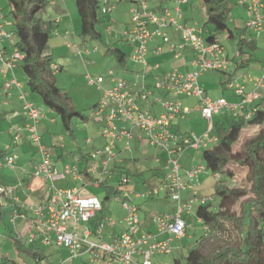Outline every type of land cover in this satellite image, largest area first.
Wrapping results in <instances>:
<instances>
[{"label": "built area", "instance_id": "1", "mask_svg": "<svg viewBox=\"0 0 264 264\" xmlns=\"http://www.w3.org/2000/svg\"><path fill=\"white\" fill-rule=\"evenodd\" d=\"M188 0H178V5L171 9L164 6L160 11L149 10L147 3L143 1L141 7L131 8L132 26L125 30L122 35L133 46L131 59L138 64L148 65L147 54L149 44L154 38L159 37L163 44H170V50L180 55L185 48L191 47L194 51L192 61L193 70L183 73L174 68L155 77L152 86L143 85L139 93L131 90V85L122 78H118L113 70L108 72V76L113 81V85L102 90V95L98 104L94 108L93 117L100 124L99 134L103 138L113 140L126 139L125 149L131 150V140L134 129H139L142 137L152 146H158L167 152L165 163V177L160 187L149 190L143 194L128 190L114 196L121 202L125 209V216L121 223L124 230L114 242L101 240L94 242L91 236L96 235L103 238V228L105 224L111 227L118 225V221L113 217L103 216L97 228H83V225L103 211L102 200L94 196L85 197L81 194V187L56 186L60 179H71L72 181H83L84 176L76 163L66 164L62 169L58 168L49 148L44 145L39 130V123L46 117V108L30 101L29 92L24 90V83L16 77L5 80V90L11 93L15 88L19 90V98L22 104L23 114L26 123L22 126H15L10 129L14 140H18L22 131L28 133L29 139L38 147L39 161L29 174L31 179H41L49 184L51 196L44 203L31 207L32 217L23 212L19 206L12 208L11 219L16 225L19 219H26L32 229L45 232L42 242L44 244H55L57 247H65L77 251L79 257L87 255L89 257L85 264H154L152 256L158 253H171L173 243L176 239H181L186 235L191 224L184 216L192 214L193 207L197 204H207L213 200L211 196L200 194V175L208 170L205 163L192 166L183 170L180 159L182 152L187 149L202 151L210 148L218 142L216 133V116L231 109H245L247 105L253 106L264 95V62L262 66L263 74L255 77L251 72L238 74L232 77L227 85L233 93L243 96L241 104H230L224 98H212L200 82V76L208 71H228L232 65L231 59L225 53V47L219 42H209L202 31L196 25L186 24L181 21L182 3ZM239 4L245 6L247 20L245 27L253 29L258 33H264V1L263 0H238ZM101 11L109 15L114 5L110 0L101 1ZM7 18L0 7V73L7 75L9 70L13 71L18 63L23 59L22 52L15 46L14 33L6 30ZM173 27L181 31V41L172 43L165 28ZM107 31L113 34V27L108 24ZM65 45L77 50L78 55L84 58L85 54L98 52L99 46H87L81 49L77 43L71 41L70 31L63 32ZM10 42L13 49L10 54L2 48V44ZM161 47H158V51ZM55 67V66H54ZM57 68V67H55ZM90 84H98L102 89L104 76L97 79L91 75ZM248 84L253 88L247 90ZM155 90L165 94L168 99L163 103L164 110L159 115H154L145 110L139 101L150 102L161 101L162 98L154 96ZM184 97H196L199 100V109L202 117L206 120L207 128L202 133L194 131L185 134L173 132L170 124L175 118L189 113V109L184 107ZM252 115V110L247 111L246 117ZM103 156V171L108 172L110 162L117 157L115 145L108 144L103 149L92 154L93 158ZM18 155L14 152L7 153L3 160H0V167H14ZM91 173L98 172L96 163L90 165ZM215 178L220 177L219 173L214 174ZM122 182H130L129 176H123ZM163 188L177 203V209L173 213H154L151 215L153 223L157 226L159 234L168 233L170 236L165 240H158V234L151 232L140 233L141 219L140 206L136 202L142 197L156 196ZM15 190L4 191L5 195L13 196ZM188 192V197L184 198L183 193ZM16 202L19 201L14 196ZM195 222L203 225L201 218ZM204 232L208 234L210 227L203 226ZM32 231L30 240L34 242L38 238V233ZM51 235L54 238L50 237ZM72 257L71 259L73 260ZM61 264H66L63 261Z\"/></svg>", "mask_w": 264, "mask_h": 264}, {"label": "trees", "instance_id": "2", "mask_svg": "<svg viewBox=\"0 0 264 264\" xmlns=\"http://www.w3.org/2000/svg\"><path fill=\"white\" fill-rule=\"evenodd\" d=\"M101 1L76 0L80 36L106 45V53L122 62L126 55L124 51L107 44L99 29L110 21L101 11ZM7 3L10 11L6 18L13 25L12 32L17 39L15 46L23 54L20 67L28 92L36 93L43 106L53 111L65 130L73 134V120L76 117L88 120L89 117L78 110L69 93L57 85L55 76L61 67H54L52 53L48 51L53 22L49 21L48 25L42 17L48 1L7 0ZM202 3L206 8V21L201 31L206 40L222 43L217 38L221 32L236 38L229 26L233 10L230 0H202ZM158 7L161 10L162 3ZM237 38L238 55L231 60L235 71L229 74V80L240 69L252 64L257 49L254 38L242 37L241 30ZM249 109L252 110L249 118L246 117L247 110L238 112L228 125L216 123L218 142L201 151L202 160L213 170V175H220L216 179L215 192L210 195L213 200L205 205L198 204L195 210L196 217L203 221L202 227L208 225L210 232L204 233L203 240L171 264H264V95ZM248 128L257 130L241 141ZM239 171H244L245 175L236 185L234 181ZM105 189L103 203L122 193L114 186H105ZM15 243L23 244L20 240ZM33 256L46 257L39 251L33 252Z\"/></svg>", "mask_w": 264, "mask_h": 264}, {"label": "crops", "instance_id": "3", "mask_svg": "<svg viewBox=\"0 0 264 264\" xmlns=\"http://www.w3.org/2000/svg\"><path fill=\"white\" fill-rule=\"evenodd\" d=\"M156 1L157 3H155V5L153 6L150 5L147 1H144V2L147 3L149 10H156V11L160 10L158 7L160 3H162V7L168 6L171 9H174L178 5V0H163L162 2L160 0H156ZM199 1H202V0H199ZM59 3H60L59 4L60 6L58 8V13L52 16L53 19L50 20L53 22L52 29L54 30V34L56 36H59V39L63 38V42L65 44L63 32L70 31L71 39H74V41L77 42L80 39L79 38L80 37V19L77 18L78 12H76L77 13L76 15L75 11H73L71 0H59ZM190 3H191V0H188V2L185 4L182 3L181 21L186 24L196 25L199 30H202L203 26H201L200 23H197L194 20L196 11H195L194 5ZM172 4H176V5L172 7ZM0 7H1V0H0ZM1 9L3 8L1 7ZM164 31L168 34L172 43H179L181 41V35H182L181 31H177L173 27L165 28ZM260 35H264V33H260L259 36ZM117 40L119 39H116L115 42L113 41L111 43L112 47H120L126 55L122 62L118 61L121 71H119V73L115 72L114 70L113 71L115 72L118 78L124 79L131 85V90L134 93L141 92V90L143 89V85L147 87L152 86L155 82V77L159 74H163L174 68L179 69L183 73L185 72L188 73L192 71L194 68L192 65V61L195 55L191 47L185 48V50L180 55L176 56V53L170 50V44H163L162 40L159 37H156L149 44V51L146 56L148 59V65L144 66L142 64L135 63L130 58L133 52V46L129 44L126 39H122L121 41H125L127 43L125 45L129 46L128 47L130 50L129 53L123 49L122 45L119 46V43L116 42ZM254 40L257 43V48H258L259 47L258 41L257 39H254ZM14 43H16L15 39H14ZM83 43H84L85 48L87 46H90L88 44L87 39H84ZM158 47H161L160 51H158ZM2 48L6 51V53L10 54L13 49V44H11L10 42H5L2 44ZM226 51L225 53L231 60L233 59V57H236L238 55L237 49H236V56H233V57H230L228 52ZM50 53H52L53 55L54 51ZM92 53H96V52H92ZM92 53H89V54H92ZM103 55L105 57L110 54L104 53ZM257 61H258L257 64L253 65L252 63L250 66H254V68L261 70L263 66V62H264V57L262 59H258ZM54 66L57 68L60 67L56 63H54ZM231 66L235 68L234 64H232ZM19 67H20V63H18V66L16 67L15 70L13 71L9 70L6 76L0 73V160H1V157L6 155L7 153L14 152L18 155V159L15 164V167L13 168V170H10L7 172L5 171V177L10 176V179H12L11 182L18 184L19 186L18 190L19 191L21 190L22 195L25 197L24 199L23 196H19L16 194V198H18L19 201L16 202V200H14L15 201V205L13 204L14 207L19 206V208L24 213L26 212L27 215L32 217L33 214L31 212V207L33 205H37V204L44 203L45 201H47L49 197L51 196V191L49 188V184L47 182L41 179H37V178L31 179L29 177V174L33 171L34 166L39 161L40 156H39L35 143H33L29 139L28 133L26 131H22L20 138L18 140H14L13 136L9 132L12 127L19 126V125L22 126L26 123V118L22 110V104H21L22 102L19 98V90L15 88L11 93L7 94L5 90V86H4L5 80L7 78H13V77H16L18 80L24 83V80H23L24 73L23 71L19 70ZM238 74H241V72L238 71L237 73H235V76ZM229 77L227 78V83H228ZM221 81L223 82V80ZM103 84L105 85L103 86ZM103 84H101L102 89L100 88L101 94L98 100H100L101 98L102 90L104 88H108L109 86L111 87L113 85V81L111 80L109 76L107 77L105 76ZM252 88H253L252 84H248L246 87L248 91L251 90ZM24 90H27V88L25 87V84H24ZM154 94H155L154 96H157L158 98H162V100L161 101L153 100L150 102L139 101V104L145 110L150 111L152 114L159 115V113H162V111L164 110L163 103L168 99V97H166L165 94L161 93L158 90H155ZM209 95L214 99L224 98V97L226 98V96L224 95H219L218 97L217 96L213 97L210 93ZM233 95H234L232 99L233 104H241L243 102V96L236 95L235 93H233ZM28 98L30 101L35 103V99L30 97V93H29ZM191 98L195 99L193 103L186 102L185 99L183 98V105L184 107L189 109L188 110L189 113H187L184 116H179L175 118L174 121L171 122L170 128L173 132H176L178 134H185V133L194 131L200 134L203 131H205V129L207 128V124H206L207 122L202 117L201 111L199 109L198 98L188 97V99H191ZM226 99L229 101L228 98ZM98 100H96V103L94 104L93 108H95V106L98 104L99 102ZM250 107L251 105H247L246 108L242 110L241 109L234 110L230 108V111H232L233 113L232 117H234L238 112L249 110ZM93 112H94V109H93ZM219 115H217L215 118L218 126L228 125V122H226L225 119L224 120L221 119ZM57 118H58L57 116L55 115L53 116L52 114L48 116L46 115V117L43 120H41V122L39 123L38 131H40L41 136H43L42 141L44 145L46 146H52V147L57 146L54 150L55 155H52L53 156L52 158H54L58 168L62 169L66 164L76 163L79 166L80 171H82L84 179L83 181H79V182L78 181L74 182L71 179H60L56 182L57 184L56 186L72 187V186L78 185L81 187V194L83 196L85 197L94 196L96 198L99 197L96 192L99 191L100 187L105 188V186H114L122 190V193L128 190H134L135 192H138L141 194L161 186L163 182L162 180H164V177H165V167H164L165 164L163 166V169L160 170L159 172H156L157 170L153 171L151 178L149 180L148 179L144 180L145 185H142L140 182H138V180H135L134 176L136 172L139 170L142 171V169L144 168L143 163L140 161L141 158H145L146 161L152 162L153 160L157 159L159 155L155 149L160 148L158 146H152L148 144L147 141L142 137V133L139 129L133 130L134 136H133V139L131 140V150H126L125 144L127 140L125 138L119 139V140H113L111 138H103L99 134L100 124L96 122L94 117L93 119L89 117L90 119L93 120V127L90 128L87 125H84V127L82 128L84 129V131L88 130L89 133L92 134L89 138H87V143H89L88 146H91V147L89 148L80 147V145L77 143V132L75 130L73 132V137H74V140L76 141H73L72 146L69 147L68 144L66 143L59 144L56 139L57 137L53 136V133L49 131L52 129L57 130V124H58ZM74 120H73V126H75ZM95 132L97 136L95 135ZM60 140L64 141V138L61 137ZM112 143L115 145V151L117 153V157L110 162L108 169H107L108 172L102 175L100 173L103 171V164H102L103 156H98L96 158H93L92 154L95 151L101 150L106 145L112 144ZM133 144L137 147V150H135L132 156L134 161H130L132 157L130 156L128 157L126 155V152L133 151L132 150ZM193 150L196 152V156L197 154L199 155L201 154V151H198L195 149ZM185 157L186 156H185V151H184L182 152L181 159H180L183 170L189 169V167L191 168L192 166H195L198 164H202L201 161L197 162L198 157L190 158L189 156L188 159H186ZM93 162L96 163L98 166L97 173H93V172L91 173L90 165ZM140 173H143V171ZM123 176H129L131 181L128 183L122 182L121 180ZM201 176L202 175H200L199 185L197 186V189L199 190L201 195L208 196L210 194L207 191V186H206V193L202 192L203 183H202ZM141 179H144V178L142 177ZM91 187H95L94 190H92ZM141 187L145 189V190L143 189L144 191L142 192L138 191V189ZM161 191L162 192L166 191V189L165 188H163V190L161 189L157 195H159ZM167 194L168 193L166 191V194L164 195L168 197L169 195ZM183 194H185L184 198L188 197V192H184ZM14 196L15 195L11 197H14ZM11 197H9V199H11ZM153 197L155 196L142 197L136 200V202L140 206V209H139L140 219H141V212H142L141 203ZM103 204H104L103 211H100L97 214V216L93 218L92 220L101 221L103 216H109L108 213L106 212L107 202ZM194 207H193L192 214L187 215L184 213V216L188 219V222L191 224V227H190L191 229L188 230L189 232L186 233V235H184L183 238L178 240L180 241V244L177 242V244L175 243L174 247H180V248L185 247L183 244V241L187 237L191 241L192 239H195V236L191 235V232L194 229L196 231L202 232L203 234L205 233L202 227V224L195 222L196 214H195ZM12 208H13L12 205L10 207H5L4 216L6 215L11 216ZM176 209H177V203H176L175 210ZM175 210H173L171 213L175 212ZM1 214L3 215L2 211H1ZM124 216H125V213H124ZM122 219L118 221V225L114 227L109 226L107 233L105 232L103 233V238L100 239V241L104 240L107 242H114L116 238H118V236H120V234L124 230V225L123 223H121ZM145 219L146 220L141 219L140 233H144L148 231L153 234H158L157 236L158 240H165L169 238L170 235L168 233L159 234L157 226L153 223L151 219V215L145 216ZM18 221L19 223L15 225L16 232H14L15 235L18 237V240L21 241V238H20L21 234L28 236L31 234L32 231L37 232V230L31 228V226L29 225L26 219H19ZM22 226L25 227L24 233L20 232V228ZM37 235H38V238L34 242H32L29 237L31 248H28L27 244L24 245L25 246L24 248L26 249L25 252L29 255H33V252H37V251L43 252L44 250L42 248L53 244V243L44 244V242H42L45 236L48 235L42 230H40ZM50 237L54 238L53 235H51ZM39 259H41V257L35 258L36 264H38ZM2 262H4V264H7V262L4 260H2ZM11 262L12 264H18L16 261H11Z\"/></svg>", "mask_w": 264, "mask_h": 264}, {"label": "rangeland", "instance_id": "4", "mask_svg": "<svg viewBox=\"0 0 264 264\" xmlns=\"http://www.w3.org/2000/svg\"><path fill=\"white\" fill-rule=\"evenodd\" d=\"M48 5L45 11L42 13L43 19L47 22L49 25V21L52 18V16L56 15L58 13L59 8V0H47ZM111 3L114 5L113 11L108 15L109 16V24L113 27V34L110 35L107 31L106 24L103 26H100L99 29L103 33L104 38L107 42V44H111L113 41L119 43V46L122 45L123 49L129 53V46L125 45L127 44L125 41H121L122 39H125L122 35V33L129 29L132 26V14H131V8L137 6L141 7L143 1H147L150 5H155L157 3L156 0H110ZM73 11H75V14L77 15V8H76V0H71ZM233 6L232 13L230 15V27L233 30V32L236 35V38L229 37L227 32H221L217 34V38L220 42H222L226 47V52H228L230 57L236 56V44L238 41V32L241 30L242 37H248V38H254L257 39L259 47L254 51L253 53V59L252 62L253 65L257 64L258 59H262L264 57V35H260V33L254 31L253 29L246 28L245 27V21L247 20V14L245 10V6H242L239 4L238 0H230ZM194 5L195 8V17L194 20L197 23H200L201 26H204V23L206 21V8L203 5L202 1L199 0H191V3ZM176 4H172V7H174ZM1 7L3 8V12L6 16L9 14V7L7 0H1ZM79 19V15H77ZM194 21V22H195ZM79 22V20H78ZM79 25V24H78ZM13 25L10 21V19L7 17V24H6V30L9 32H12ZM80 39L76 42L74 39H71L73 43H77L80 45L81 49H85L83 40V37H79ZM15 39V38H14ZM17 41V39H15ZM88 44L90 46H99V51L92 54H85L84 58H82L80 55H78L77 50L73 47H67L64 42L63 38L59 39V36H56L54 34V30L52 29L51 34V40L48 47V51L53 52V62L59 65L62 69L59 70L56 73V81L57 85L62 88V90H65L69 93V95L72 98V102L75 105V107L82 111L85 115L88 117H91L93 119V107L96 103V100H98L101 89L99 88L98 84H90L89 77L87 75H91L93 78L97 79L99 76H108L109 70H114L115 72L121 71L120 66L118 64V61L116 58H114L112 55H107L104 57V53L107 51V47L104 44H100L96 41L87 39ZM19 70L23 71L21 67H19ZM234 67L231 66L226 73L220 72V71H208L203 73L200 76V82L204 86V88L209 92L213 97L224 95L226 98L229 99V103L233 104V92L231 89L227 87V78L229 77L228 74H232L234 72ZM242 73L251 72L253 76L260 77L263 74V70H259L257 68H254V66H249L247 68H242L239 70ZM25 87L27 89L28 85L26 83L25 75L23 77ZM223 80V82L221 81ZM105 84H103L104 86ZM110 87V86H109ZM30 97L35 99V103L37 105H41L42 102L39 98V96L36 93H30ZM186 102H194L195 99L191 98L188 99V97H184ZM55 115L51 110L46 109V115ZM233 113L232 111L227 110L225 113L220 114L219 117L221 119H225L226 122H228ZM56 116V115H55ZM82 120L79 117H76L74 120V130L77 132V143L82 148H89L91 146H88L89 143H87V138H89L92 134L89 133V131H84L82 127L84 125H87L88 127H93V120ZM58 124H57V130H49L53 133V136L57 137V141L60 144H68V146H72L74 137L71 132L65 130L63 127L61 120L57 118ZM59 126V127H58ZM95 128V127H94ZM257 129L254 128H248L244 131L241 141H243L245 138L250 137L256 132ZM96 135V132H95ZM97 136V135H96ZM43 137V136H42ZM63 137L64 141H61L60 138ZM37 147V145H36ZM51 152V155H55V147L47 146ZM38 150V147H37ZM133 151H127L126 155L129 157L133 156V153L135 150H137V147L133 144L132 146ZM156 152L159 154L157 159L153 160L152 162L146 161L145 158H141V162L143 163L144 168L142 169L143 173H140L142 171H137L135 174V180H138L142 185H145L144 180L150 179L152 172L157 170L156 172H159L163 169L164 164L166 163L167 159V152L164 149H155ZM136 154V153H135ZM57 155V154H56ZM185 158L188 159L189 156L191 157H198L197 162L204 163L202 160L201 154H197L193 149H187L185 151ZM5 158V155L1 157V160ZM130 161H134L133 157L130 159ZM153 163V164H152ZM198 164V163H196ZM236 166V165H235ZM15 167V166H14ZM12 166H4L0 167V213L3 212V215L0 214V263L2 260L6 261L7 264H12L11 261H16L18 264H36L35 257L33 255L27 254L24 248L27 244L28 248L30 247L29 237L21 234V241L23 244L19 245L15 242L18 241V237L15 235L14 232H16L15 224L12 222L10 215H5V207H10L11 205L14 207L15 205V199L14 197H9L5 195L4 191L6 190H15V196L16 194L19 196H23L21 190H18V184H15L9 177H5V171L13 170ZM238 168V167H237ZM144 174V176H143ZM201 179L203 183V189L202 192L206 193V186L207 191L210 195H212L215 192V183L216 178L213 175V170L211 168H208L204 174H201ZM244 171L238 172V177L234 181V184L238 185L244 178ZM144 179H141V178ZM207 180V181H206ZM113 183V182H112ZM157 185V184H156ZM95 187H91L92 190H94ZM144 188L141 187L138 189V191L142 192ZM99 196L98 198L103 200L106 194L105 188L100 187L99 191L96 192ZM166 191H161L159 195H156L155 197L151 199H147L141 203L142 205V212H141V219L146 220L145 216L152 215L154 213H171L173 210H175L176 202L171 199V197H167ZM208 195V196H210ZM185 197V194H183ZM25 199V197L23 196ZM14 204V205H13ZM198 205V204H197ZM197 205L194 207V210H196ZM106 212L108 213L109 217H113L115 220L119 221L123 218L125 210L123 209L121 202L117 201L114 197H111L109 200L107 199V205H106ZM19 223V221H17ZM100 221L99 220H90L86 222L83 225V228H91L95 229L99 226ZM9 228V230H8ZM109 226L105 224V227L103 228V233H107ZM189 228L188 230H190ZM20 232H25V227L22 226L20 228ZM189 231H187L188 233ZM191 235L195 236V239H192V241L187 237L184 239L183 244L185 247H174L175 243L177 242L180 244L179 238L175 240L173 243V250L171 253H158L156 252L152 256V261L154 264H171L175 261L177 258H183L184 254L193 246L198 243L199 240H203V233L200 231H196L195 229L191 232ZM92 241L99 242L100 237L93 235L91 237ZM44 251V254H46V257H43L39 259L38 264H61L63 261L66 262V264H85V262L88 261L89 257L87 255H81L79 257H76L78 255L77 251H73L72 249L65 248V247H57L55 244L46 246L42 248ZM72 257L73 260L71 259Z\"/></svg>", "mask_w": 264, "mask_h": 264}]
</instances>
